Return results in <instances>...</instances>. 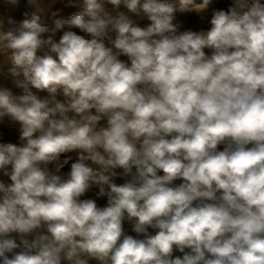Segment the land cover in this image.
Listing matches in <instances>:
<instances>
[{"label":"clouds","instance_id":"clouds-1","mask_svg":"<svg viewBox=\"0 0 264 264\" xmlns=\"http://www.w3.org/2000/svg\"><path fill=\"white\" fill-rule=\"evenodd\" d=\"M0 264H264V0H0Z\"/></svg>","mask_w":264,"mask_h":264},{"label":"crops","instance_id":"crops-1","mask_svg":"<svg viewBox=\"0 0 264 264\" xmlns=\"http://www.w3.org/2000/svg\"><path fill=\"white\" fill-rule=\"evenodd\" d=\"M6 139L11 140V141H16L17 140V136L16 135H9L6 137Z\"/></svg>","mask_w":264,"mask_h":264},{"label":"rangeland","instance_id":"rangeland-1","mask_svg":"<svg viewBox=\"0 0 264 264\" xmlns=\"http://www.w3.org/2000/svg\"><path fill=\"white\" fill-rule=\"evenodd\" d=\"M221 6H223V5H221ZM74 11H76V10L73 9V10H70V11L65 12V16H70Z\"/></svg>","mask_w":264,"mask_h":264},{"label":"built area","instance_id":"built-area-1","mask_svg":"<svg viewBox=\"0 0 264 264\" xmlns=\"http://www.w3.org/2000/svg\"><path fill=\"white\" fill-rule=\"evenodd\" d=\"M100 203H101V204H103V203H104V201H100Z\"/></svg>","mask_w":264,"mask_h":264}]
</instances>
